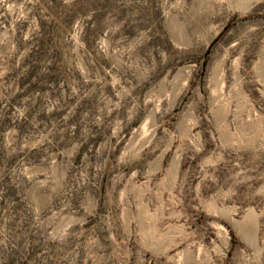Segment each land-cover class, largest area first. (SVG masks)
Masks as SVG:
<instances>
[{
	"label": "rangeland",
	"instance_id": "rangeland-1",
	"mask_svg": "<svg viewBox=\"0 0 264 264\" xmlns=\"http://www.w3.org/2000/svg\"><path fill=\"white\" fill-rule=\"evenodd\" d=\"M0 264H264V0H0Z\"/></svg>",
	"mask_w": 264,
	"mask_h": 264
},
{
	"label": "water",
	"instance_id": "water-1",
	"mask_svg": "<svg viewBox=\"0 0 264 264\" xmlns=\"http://www.w3.org/2000/svg\"><path fill=\"white\" fill-rule=\"evenodd\" d=\"M217 40H218V37L210 44V46H209V49L207 50V52H206V56L210 53V50H211V48L213 47V45L217 42Z\"/></svg>",
	"mask_w": 264,
	"mask_h": 264
},
{
	"label": "bare ground",
	"instance_id": "bare-ground-1",
	"mask_svg": "<svg viewBox=\"0 0 264 264\" xmlns=\"http://www.w3.org/2000/svg\"><path fill=\"white\" fill-rule=\"evenodd\" d=\"M247 229H248V228H247ZM249 230H250V229H249ZM246 231L248 232V230H246ZM247 232H246V233H247ZM246 233H245V234H246ZM247 234H248V233H247Z\"/></svg>",
	"mask_w": 264,
	"mask_h": 264
}]
</instances>
